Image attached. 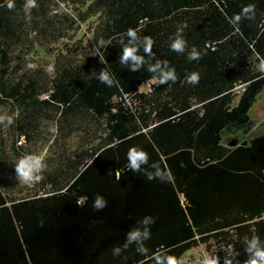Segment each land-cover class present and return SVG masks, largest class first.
Wrapping results in <instances>:
<instances>
[{"label":"trees","instance_id":"trees-1","mask_svg":"<svg viewBox=\"0 0 264 264\" xmlns=\"http://www.w3.org/2000/svg\"><path fill=\"white\" fill-rule=\"evenodd\" d=\"M24 2L9 10L0 0V114L15 119L0 125V264H154L153 253L185 264L202 246L219 264L229 247L233 264H246L244 237L264 242V132L249 134L264 90V0H36L30 22ZM248 4L255 19L236 30L229 19ZM184 23L188 48L178 54L170 38ZM129 28L154 40L175 83L119 63ZM193 46L199 61L187 59ZM105 67L112 87L98 80ZM239 132L248 136L231 144ZM133 146L171 181L127 169ZM26 153L45 156L34 186L16 179ZM97 194L103 211L93 210ZM145 216L155 218L148 253L123 249Z\"/></svg>","mask_w":264,"mask_h":264},{"label":"clouds","instance_id":"clouds-1","mask_svg":"<svg viewBox=\"0 0 264 264\" xmlns=\"http://www.w3.org/2000/svg\"><path fill=\"white\" fill-rule=\"evenodd\" d=\"M15 0H7L6 7L9 10L15 8ZM37 7L36 0H25L23 4V13L27 21H31V11ZM63 7V6H62ZM255 5L248 4L242 7L241 11L229 19V23L236 29H239V24L242 20H254L255 19ZM187 27V24L178 25L177 31L174 37L170 38L169 47L173 52L178 54H184L188 48L186 39L183 37V31ZM128 38L127 44L121 40L123 45L122 52L119 55V63L124 65L131 72H138L146 66V70L149 73L155 74L154 79L157 85L175 83L178 79L176 70L174 67L169 66V62L161 60L156 57V53L153 51L154 40L149 35L139 36L137 31L133 28H129L126 31ZM99 47H106L110 44L105 41H98ZM143 49L144 54H140V50ZM145 57L149 59L146 60ZM202 58V53L193 46L190 51L187 52V59L189 61H199ZM155 60L154 63L151 61ZM28 68H32V64L27 65ZM261 74H264V60L260 62L257 69ZM46 71L49 73L54 71V66L50 65ZM98 80L108 87L114 86L116 83L113 75L110 73L107 67L102 68L98 73ZM200 75L198 72H191L187 74L186 82L191 85L199 83ZM18 115V114H17ZM15 119L13 116L7 114H0V125L11 126L14 124ZM48 131L55 134L57 129L55 126H49ZM149 154L138 147H131L127 152V169L133 173H143L147 180H160L161 182H169L172 176L169 171L162 169L157 162L149 163ZM184 164L181 162V167ZM16 179L19 183L26 186H34L39 184L43 180V172L46 168L45 156L37 153H26L14 161ZM152 169L149 171L148 169ZM80 206V202H76ZM108 205L107 200L100 194H97L93 200V210L103 211ZM155 223V218L151 216H145L139 224L141 227H134L126 233V239L123 245V249H127L130 245L136 246V251L142 255L148 253V249L145 246V241L151 238L150 225ZM245 246L244 250L248 254L246 264H264V242H261L259 237L253 236L251 238L245 236L243 239ZM233 249L229 247L226 249V256L224 258V264H233L231 259V253ZM122 252L120 246L114 247L112 250L113 256H119ZM152 259L154 264H183V262L174 255L164 253H153ZM200 264H219V258L216 256L204 255Z\"/></svg>","mask_w":264,"mask_h":264},{"label":"rangeland","instance_id":"rangeland-1","mask_svg":"<svg viewBox=\"0 0 264 264\" xmlns=\"http://www.w3.org/2000/svg\"><path fill=\"white\" fill-rule=\"evenodd\" d=\"M252 116L256 120L257 124L253 130L249 131V134L264 132V90L262 91L259 99L255 102L252 108ZM247 136H248V133L244 134L242 132H239L236 135H231L229 137L230 138L229 140L236 139V141L238 140L242 141ZM204 255H209V254L206 252V249L203 246L199 248L191 249L185 254L184 263L185 264H200L201 259L203 258Z\"/></svg>","mask_w":264,"mask_h":264},{"label":"crops","instance_id":"crops-1","mask_svg":"<svg viewBox=\"0 0 264 264\" xmlns=\"http://www.w3.org/2000/svg\"><path fill=\"white\" fill-rule=\"evenodd\" d=\"M147 86H148V84L146 83V84H144V85L142 86V88L146 89Z\"/></svg>","mask_w":264,"mask_h":264},{"label":"water","instance_id":"water-1","mask_svg":"<svg viewBox=\"0 0 264 264\" xmlns=\"http://www.w3.org/2000/svg\"><path fill=\"white\" fill-rule=\"evenodd\" d=\"M236 143V139H233L232 141H231V144H235Z\"/></svg>","mask_w":264,"mask_h":264}]
</instances>
